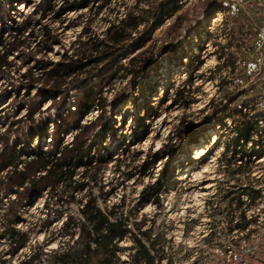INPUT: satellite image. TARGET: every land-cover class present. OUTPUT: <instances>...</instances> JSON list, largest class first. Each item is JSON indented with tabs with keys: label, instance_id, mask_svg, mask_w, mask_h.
<instances>
[{
	"label": "rangeland",
	"instance_id": "374dc122",
	"mask_svg": "<svg viewBox=\"0 0 264 264\" xmlns=\"http://www.w3.org/2000/svg\"><path fill=\"white\" fill-rule=\"evenodd\" d=\"M24 1L0 0V140L26 132L32 122L39 131L37 135L27 136L24 143L10 147L8 154L28 160L30 157L25 151L52 150L60 141L71 142L75 134L72 126L78 120L81 124L95 123L97 127L92 135L100 130L99 125L110 120L112 128L102 139L104 149L94 146L90 154L95 159L100 155L111 156L99 171L104 191L115 190L106 204L123 202L132 222L140 225L139 228L132 226L133 233L140 238L139 232L149 230L151 238L159 239L158 246L164 253L162 264L169 261L172 264L222 263L220 252L228 242L222 231L211 230L203 224L199 226V219L204 215L198 203L204 193L209 194L205 198L212 202L218 200L216 195L213 197L211 183L217 182L221 174L216 190L232 188L229 183L233 182L232 175L236 172L230 163L229 170L222 169L218 162L217 165L207 163L211 157L222 155L223 143L232 142L231 130L222 129L220 142L210 145L199 159L191 156L213 136L210 133L215 131L216 121H207L213 104L230 95L229 89L236 86L231 83L234 79L232 61L240 58L246 67L243 65L238 72L247 71V80L252 77V46L264 23V12L244 11L225 0H90L88 7L70 10L56 20L51 12L45 17L34 14L40 0H32L28 4L27 18L17 23L15 8ZM63 1L51 0L50 4L56 9ZM103 2H106L104 9L97 11ZM131 10L138 13L148 10L150 14L143 16L148 24H141L132 35L137 38L140 49L130 43L128 53L120 57L117 66L126 65L130 58L147 51L145 57H154L155 67L137 80L126 71L115 70L117 66L109 73H102L101 64L92 67L97 69L90 76L86 74L87 69L76 76L58 75L62 73L61 66L70 68L78 61L74 56L76 41L106 39L107 28ZM155 10L157 17L153 20L151 13ZM215 19L220 21L215 23ZM25 22L37 23L20 39L13 40L14 28ZM83 29L86 30L84 35ZM45 30L54 40L49 49L43 48ZM76 80L79 81L73 84ZM53 84L62 86L58 85L56 92ZM181 87L185 90L182 102L171 103L175 91ZM263 92L264 85L256 88L255 84H249L243 95L261 100ZM87 96L95 98L98 107L84 109ZM241 100L238 98V103ZM186 101L190 103L185 105ZM77 104L82 106V111L73 116L69 109L73 110ZM28 116L32 117L31 121ZM182 122L192 126L196 133L186 138L176 137ZM10 124L15 126L8 132ZM3 149L0 141V153ZM81 172L82 169L77 171L76 178H80ZM39 174L42 172L36 173ZM125 174L129 175L128 179ZM4 177L5 173L0 172V181ZM158 177L166 184L161 207L150 203L140 205L141 189ZM199 186L204 187L199 189ZM59 189L43 191L32 205L19 209L16 227L29 232V239L16 253L10 252L9 238L4 235L6 212L16 193L9 191L2 197L0 190V264H21L39 245H46L45 251H49L67 243L66 236L58 235L62 220L66 215L79 218L85 197L77 195L76 201L67 205L63 216L53 219L55 210H59L60 204L54 197L60 198ZM90 191L98 196L97 187ZM98 203L104 207L100 199ZM46 221L50 222L47 230L43 227ZM131 243L130 238L119 242L122 250L118 252L117 264H126L125 248Z\"/></svg>",
	"mask_w": 264,
	"mask_h": 264
},
{
	"label": "trees",
	"instance_id": "16d2710c",
	"mask_svg": "<svg viewBox=\"0 0 264 264\" xmlns=\"http://www.w3.org/2000/svg\"><path fill=\"white\" fill-rule=\"evenodd\" d=\"M50 1L40 0L34 9V14L45 17L46 13L51 12L54 19L58 20L70 10L79 11L88 7L90 0H64L56 9L55 6L50 4ZM105 4L106 2H103L96 10L104 9ZM145 14H150V12L148 10L139 11V13L134 10L128 11L122 19L117 20L107 28L106 39L102 41L94 38H87L86 41H76L74 45L77 46V50H75L74 56L78 61L75 60L70 68L61 66L59 69L62 73L68 71H66V74L59 73L58 75L65 77L69 73L76 76L87 69L86 74L90 76L97 69L96 67L92 68L96 64L103 66L102 73H109L114 70L120 57L122 55L126 56L128 53L127 47L130 43L140 49L136 41L137 38L132 35L137 33L141 24H148V20H144L143 17ZM151 14L154 20L157 17V11L155 10ZM36 23L25 22L14 28L12 39H15V41L20 39L22 34L30 27L33 28ZM83 30L82 34L84 35L86 30ZM43 37V48L49 49L54 40L51 39L47 30L43 32ZM79 38L82 37L79 36ZM146 53L147 51L139 52L130 58L126 65L120 64L115 70L126 71V74L130 75L133 80L141 78L145 75V71L155 67L153 65L156 64L154 57H145ZM196 59H198L197 56ZM87 60L91 62L87 65L83 64ZM78 81L76 80L73 84ZM188 82L192 83L191 77L188 78ZM58 85L62 86V84ZM58 85L53 84V91L57 92ZM184 93V87L177 89L171 103L180 104ZM225 98L234 99L229 95ZM95 101V98L87 96L84 99L83 108L98 107V103L95 104ZM189 103V101H186L185 105ZM224 107L222 102L213 104L212 112L207 117V121H218V115ZM81 111L82 106L79 104L73 106V110L69 109V113L73 116L78 115ZM240 118L244 119V116L240 115ZM28 120L31 121L32 117L28 116ZM31 125L26 128V132L19 133V135L17 133V136L12 139L3 137L0 140L4 145V149L0 153V172L5 173V177L0 181V190L3 191L2 197L6 196L9 191L16 193L5 217L6 229L4 235L9 238L10 252L16 253L29 239V232L16 227L19 209L32 205L37 196L41 195L43 191L57 192V188H60L58 190L60 198L54 196L56 198L55 202L60 205L58 206L59 210H55L53 219H60L67 205L76 201L77 195H84L85 198L81 201L79 218L66 215L62 220L58 235L66 236L67 243H61L57 248L49 251H45L46 245L36 246L21 264H117L119 262L118 252L122 250L119 242L125 238H130L132 241L131 245L125 248L127 252L126 264H162L164 253L162 248L158 246L159 239L151 238L149 230L139 232L140 238L133 233L132 226L135 225L139 228L140 225L132 222L131 217L123 208V202L106 204L107 199L114 194L115 190L111 188L106 192L104 191L99 171L111 156L110 154H106L104 157L100 155L99 158L95 159L90 154L94 146L104 149L102 139L105 132L112 128L110 120L107 119L99 125L100 130L94 135L91 133L97 127L95 123L81 124L78 120L72 126L75 134L71 142L64 144L60 141L52 150L35 148L25 151L30 157L28 160H19L18 155L8 154L7 150L10 147L22 142L31 135L38 134V126H34L33 122ZM13 126L15 125L10 124L6 131L10 132ZM177 129L176 137L179 139L196 133L192 126L184 124V122ZM237 130L239 135L248 137L251 126L244 121ZM19 166H21V169H18ZM79 169H82V172L80 178H76ZM38 172H42V174L36 175ZM161 175L162 173L159 176ZM128 177L129 175L125 174V178L128 179ZM165 185V180L158 177L154 183L143 186L139 193V204L150 203L155 207H161V195ZM92 187H97L98 196L92 194L90 191ZM99 199L104 203L103 208L99 206ZM49 224V221L45 222L43 226L45 230H47ZM168 264H172L171 261Z\"/></svg>",
	"mask_w": 264,
	"mask_h": 264
},
{
	"label": "built area",
	"instance_id": "2783aa9c",
	"mask_svg": "<svg viewBox=\"0 0 264 264\" xmlns=\"http://www.w3.org/2000/svg\"><path fill=\"white\" fill-rule=\"evenodd\" d=\"M225 1L244 11L264 12V0ZM252 51V77L247 80V71L238 72L243 65L246 67L240 58L233 60L231 72L234 79L231 83L236 86L229 89V96L237 97L231 100L225 98L226 95L218 101L225 107L219 114L213 135L216 142H220L221 130L229 128L233 140L230 144H222V155L209 159L211 164L217 165L218 162L226 170H229L230 163L236 172L232 175L233 182L229 183L232 188L216 190L217 182L222 180L221 174L217 182L211 183L213 197L216 195L218 200L212 202L210 198H205L209 194L204 193L198 203L204 215L199 219V226L203 224L211 230L222 231L228 242L220 252L223 261L220 264H264V92L261 100L243 95L249 84H255L256 88L264 85V23L257 31ZM238 98L243 100L238 103ZM244 121L251 126L248 137L239 135L237 130ZM216 142L208 139V147Z\"/></svg>",
	"mask_w": 264,
	"mask_h": 264
},
{
	"label": "bare ground",
	"instance_id": "6f19581e",
	"mask_svg": "<svg viewBox=\"0 0 264 264\" xmlns=\"http://www.w3.org/2000/svg\"><path fill=\"white\" fill-rule=\"evenodd\" d=\"M30 1H32V0H25L22 4H19L18 6H16V8H15L16 11L14 12V14H15V19L14 20L17 23H19L21 21V19H24L25 16L27 15V9H28V6H29L28 4H30L29 3ZM219 21H220V19H215L214 20L215 23L219 22ZM2 108L4 109L6 107L3 106ZM210 134L213 135V133H210ZM210 142H216V136L215 135L211 136ZM207 148H208V144L204 142L203 144L200 145V147L195 149V151H194V153H193V155L191 157L199 159L200 158L199 156L201 154L206 153L205 151L207 150ZM211 161L212 160H209L207 163H210ZM203 187H201V188H203ZM202 192H204V191H202ZM203 195H205V194H203Z\"/></svg>",
	"mask_w": 264,
	"mask_h": 264
},
{
	"label": "crops",
	"instance_id": "0c3cea01",
	"mask_svg": "<svg viewBox=\"0 0 264 264\" xmlns=\"http://www.w3.org/2000/svg\"><path fill=\"white\" fill-rule=\"evenodd\" d=\"M260 27H261V25H260Z\"/></svg>",
	"mask_w": 264,
	"mask_h": 264
}]
</instances>
